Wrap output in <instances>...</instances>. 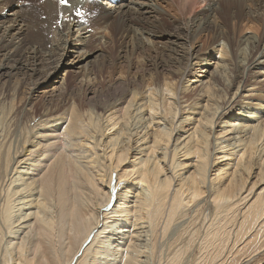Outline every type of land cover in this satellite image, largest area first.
<instances>
[{
    "label": "bare ground",
    "instance_id": "1",
    "mask_svg": "<svg viewBox=\"0 0 264 264\" xmlns=\"http://www.w3.org/2000/svg\"><path fill=\"white\" fill-rule=\"evenodd\" d=\"M60 5L0 0V76L55 71L71 50L88 60L77 47L85 41L72 40L88 28L105 32L112 58L144 43L148 59L164 61L152 70L181 61L163 84L156 71L122 82L120 96L85 112L78 101L46 108L14 139L0 119V264H264V0ZM242 22L263 33L245 62L236 55ZM218 43L214 65L207 55ZM192 60L206 81L185 82L199 84L189 99ZM217 154L233 157L231 171L209 179Z\"/></svg>",
    "mask_w": 264,
    "mask_h": 264
},
{
    "label": "rangeland",
    "instance_id": "2",
    "mask_svg": "<svg viewBox=\"0 0 264 264\" xmlns=\"http://www.w3.org/2000/svg\"><path fill=\"white\" fill-rule=\"evenodd\" d=\"M203 8L204 6L201 5L198 7V9L195 10L200 11ZM14 9L15 8H11L9 12H11ZM168 14H170L172 17L175 15V12L172 13L169 12ZM93 16L95 17L96 13H94ZM216 23L220 25V21H217ZM239 28H240V34L236 39V43H237L236 48L238 49V50L236 49L237 50L236 55H238V60L242 57L240 61L241 60L243 61V58H246L244 56H246V54L249 53L251 42L254 41L253 39H251V37L253 38L255 37L254 39L259 38V36H262L263 33L260 26L254 23L242 22ZM41 37H43V35H41ZM90 37L91 38L93 37L91 39L92 41L90 40ZM204 39L206 40L207 37L203 36L200 39V42L196 43L195 47L192 49L191 51L193 53L192 58H194L196 54L200 52L199 50L205 48L204 46L206 44L204 45V41H205ZM45 40L44 43L47 44V39ZM72 40L75 42L77 40H83L82 42L85 41L83 46L82 44H80V42H78L77 47L87 48L86 51H84L83 53H85V56L88 58V60L82 61L81 59H79L80 54L74 53L71 50V52L68 53V56L65 57L63 62L58 66V68L55 71H53V65H52L50 69L46 71L44 68H39V71L36 73L25 72V75L20 74L21 76H18L19 74H15V72H12L11 75L13 76H7L4 78L0 76V119L2 121L1 122L2 127L4 131L8 134V136L10 137L14 134L12 136V139H14L16 135L19 136L20 131H22L23 128L26 127V122L30 118H33L32 122H38L39 116L42 115L44 109L46 108L48 110L53 109L57 105L61 107L66 106V108H68L69 105H64L67 104L68 101L69 103L78 101V102H83L86 106H88L85 107V109H83V111L85 112L86 110H88L93 100L108 102L109 100L120 96V94H122L124 91L122 88V82L129 81V82L137 83L139 81L140 82L143 81V83H146L149 75H153V73H155L156 71V73L159 72L158 75L161 80L160 82L161 84H163L164 82L162 81L164 79H167L166 77L170 74V71L175 70L176 67L179 66V63L181 61V54L180 55L176 54V56L174 55L169 58L170 59L169 61H171L172 63L171 62L166 63V68H162L158 66L157 69L158 71L152 70L154 69V66L156 67L157 64L159 65V61L160 64H162L164 61L161 62V58L160 59L157 58L155 52H153L152 57L153 55H155L156 57L154 56L153 59H148L147 51L149 47L145 46L144 43L141 45L143 47V48L141 47V51H137V52L132 50L130 44H127L126 48L118 49L119 51L118 50L115 51L116 55L114 54L115 57L112 58L111 53L109 51L110 46H112V44H110L109 38L105 35V32H100V34H95V32L93 33V31L90 28L86 30V34H82L79 36L75 35L72 38ZM247 40L249 42H247ZM221 42L223 41L221 40ZM224 43L226 42L224 41ZM48 47L49 46H47V48ZM220 48L221 46L219 43L214 45L209 50L211 54L207 55L212 57L211 59L212 61L210 60V62L213 63L214 65L217 63V59L220 57V54L218 53V51L219 52L221 51ZM137 54L141 55L140 56L141 58L140 57L137 58L138 56ZM156 58L159 60H156ZM196 62H197L196 60L191 61L190 66L186 70V73L188 74L185 77V81L182 83L183 86L185 85H187L188 87L191 86V88L186 91L187 92L186 94H189L187 98L190 96V94L193 95L194 91L196 92L197 87L199 86L198 83L197 84L190 83L191 80L193 81L203 80L204 82L206 81L205 78H203L204 74L201 73L200 70V68L203 69L204 66H196ZM97 64H100V66H97ZM112 64L113 67L115 68L111 66ZM140 64H142L141 66L143 68L141 66H138ZM147 69L150 72H148ZM139 72L141 73L139 74ZM163 75H165L166 77ZM142 78L145 80H143ZM7 81L9 82L7 83ZM187 81L190 82L185 83ZM173 83H174L173 86H178L177 79L174 80ZM6 86H8L9 88H7ZM253 92L256 94L254 98H256L258 94H260V92H258L257 90ZM64 97H66L65 102L63 100ZM173 100H175V98H173ZM200 103L204 104L205 101H202ZM253 103L255 102H252V104ZM250 112L254 113L255 110H251ZM236 113H238V111ZM193 117L194 115L188 116V119L189 118L192 119ZM191 123H193V120L191 121ZM185 126H187L185 127V129L193 127L192 124ZM218 131L219 129H216V133H218ZM221 156L222 155L219 154L215 156V160H216L214 164L215 166H213L210 172L209 179H214L217 175L223 177V174L219 173L221 171L223 172L227 171L226 172L227 174L230 173L231 171L230 167H225V165L233 164L229 162L233 157L232 156L229 157V159L227 160L229 163L228 162L226 163L223 162V159H220ZM132 159L133 158H131V160ZM182 161L184 162V164H187V166L191 163V161L184 160V158L182 159ZM188 170H190V168L185 171H181L179 174L181 173L184 174ZM190 172H192V170H190ZM223 180L224 179H222L221 181ZM114 183L116 182L114 181ZM120 190H122L121 184L118 185V187L113 190L112 196L115 197V195L119 193ZM131 192H133L132 189ZM113 205L114 204L112 203L111 206Z\"/></svg>",
    "mask_w": 264,
    "mask_h": 264
},
{
    "label": "snow or ice",
    "instance_id": "3",
    "mask_svg": "<svg viewBox=\"0 0 264 264\" xmlns=\"http://www.w3.org/2000/svg\"><path fill=\"white\" fill-rule=\"evenodd\" d=\"M68 2V0H60V3L61 4H66ZM78 16L79 15H82V13L79 11V9H77V13H76Z\"/></svg>",
    "mask_w": 264,
    "mask_h": 264
}]
</instances>
